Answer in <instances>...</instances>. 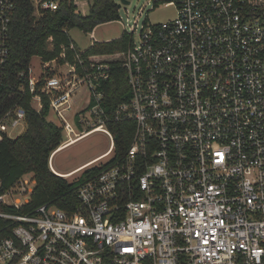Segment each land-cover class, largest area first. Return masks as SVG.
Listing matches in <instances>:
<instances>
[{
    "label": "built area",
    "instance_id": "built-area-1",
    "mask_svg": "<svg viewBox=\"0 0 264 264\" xmlns=\"http://www.w3.org/2000/svg\"><path fill=\"white\" fill-rule=\"evenodd\" d=\"M62 1L82 14L89 7V0H31L36 14ZM152 1L151 9L174 6L175 17L144 20L137 40L136 26L125 30L126 50L76 53L79 71L59 62L62 46L37 78L28 66L33 107L47 96L59 121L56 150L100 129L110 145L99 159L109 158L83 177L72 212L52 204L15 212L29 200L31 174L5 190L0 182V218L11 225L0 238V264H264V0ZM14 8L15 0H0V85ZM114 62L129 90L107 112L102 86ZM77 95L91 123L70 114ZM70 117L88 129L76 132ZM25 118L23 107H11L0 119V142ZM122 121L133 129L117 156L107 123Z\"/></svg>",
    "mask_w": 264,
    "mask_h": 264
},
{
    "label": "trees",
    "instance_id": "trees-1",
    "mask_svg": "<svg viewBox=\"0 0 264 264\" xmlns=\"http://www.w3.org/2000/svg\"><path fill=\"white\" fill-rule=\"evenodd\" d=\"M119 5L115 0H89L88 12L82 14L67 1H62L56 11L34 12L31 0H15V8L9 28V53L0 85V119L14 105L26 111V128L14 137L2 135L0 142V182L1 190L8 189L20 177L31 174L34 186L29 200L18 213L30 214L38 206L52 204L67 212L80 206L77 186L88 174L99 170L97 165L85 168L81 178L73 181L55 174L49 167L50 155L63 140L59 125L48 119L49 101L42 96V108L32 105V95L27 87V69L33 56L44 61L59 58L62 46L66 48L65 58L80 66L76 53L82 59L91 54H106L126 50L131 39L124 31L118 38L109 41H94L85 50H79L69 35L71 28L92 32L102 23L119 20ZM52 37V41L48 38ZM73 44V49L69 46ZM20 73H25L24 77ZM103 106L109 112L123 101L129 90L126 73L120 63L110 66L109 78L103 83ZM107 128L115 139V153L121 154L127 145L133 129L131 121L109 122ZM12 211V208H7ZM9 220L0 218V238L11 234Z\"/></svg>",
    "mask_w": 264,
    "mask_h": 264
},
{
    "label": "rangeland",
    "instance_id": "rangeland-1",
    "mask_svg": "<svg viewBox=\"0 0 264 264\" xmlns=\"http://www.w3.org/2000/svg\"><path fill=\"white\" fill-rule=\"evenodd\" d=\"M128 4L121 3V0H115L116 3H121L119 7V20L110 21L97 25L93 31L92 35L90 32H84L76 27L71 28L68 32L73 43L79 50H85L94 41H109L111 39L118 38L125 30L131 31L133 26H136V30L133 32L134 39L137 40L138 32L140 26L144 20L147 22L157 24L163 23L175 17L176 8L171 5H166L164 2L158 3L154 8L152 0H128ZM143 8V12L139 14V9ZM84 11H88V7L84 8ZM135 19H137V24L135 25ZM44 60L39 56H33L29 62L31 67L30 77L37 78L41 74L42 65ZM64 70V69H62ZM84 91V89H83ZM80 91L78 94H81ZM86 99L89 98V92L85 91L83 97ZM79 95L74 98V104L70 114L84 113L89 119L88 111L83 109L85 106V101L79 100ZM37 105L36 102H34ZM48 119L54 122L56 125H59L55 114L50 112ZM71 122L75 126L76 132H84L88 129L87 124L83 126L75 125L74 119L70 117ZM89 123H91L89 119ZM26 126H19L11 134V137L21 134L25 130ZM110 138L108 134L100 129H96L87 133L86 135L72 141L68 145L62 147L58 151L54 152L50 160V166L59 172L69 171L91 159L98 156L99 154L104 153L109 149ZM109 158V155L103 157L99 160L93 161V165L103 163ZM92 165V166H93ZM84 169L74 172L72 175L68 176L67 179L70 181L80 179Z\"/></svg>",
    "mask_w": 264,
    "mask_h": 264
},
{
    "label": "crops",
    "instance_id": "crops-1",
    "mask_svg": "<svg viewBox=\"0 0 264 264\" xmlns=\"http://www.w3.org/2000/svg\"><path fill=\"white\" fill-rule=\"evenodd\" d=\"M87 12H88V11H87ZM87 12H86V13H87ZM86 13H85V14H86ZM90 33H91V35H92V32H90ZM58 150H59V149H58ZM58 150H54V151L52 152V154L50 155V158H49V167H50V169H51L55 174H58V175L63 176V177H65V178H67L68 176L72 175V174H73L74 172H76V171H79V170L85 169V168L88 166L89 163H92L93 161L99 159V158L101 157V155L103 154V153H102V154H99L98 156L94 157L93 159H91V160H89V161H87V162H85V163H83V164H81V165H79V166H77V167H75V168L69 170V171H66V172H59V171L55 170L53 167L50 166V160H51V157H52V155L54 154V152H56V151H58Z\"/></svg>",
    "mask_w": 264,
    "mask_h": 264
},
{
    "label": "water",
    "instance_id": "water-1",
    "mask_svg": "<svg viewBox=\"0 0 264 264\" xmlns=\"http://www.w3.org/2000/svg\"><path fill=\"white\" fill-rule=\"evenodd\" d=\"M121 3L128 4L129 1L128 0H121ZM121 3H118L119 7H120Z\"/></svg>",
    "mask_w": 264,
    "mask_h": 264
}]
</instances>
